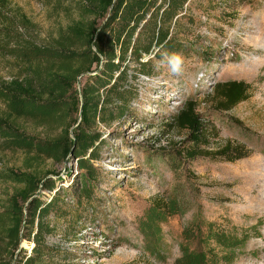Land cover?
<instances>
[{
	"label": "rangeland",
	"instance_id": "obj_1",
	"mask_svg": "<svg viewBox=\"0 0 264 264\" xmlns=\"http://www.w3.org/2000/svg\"><path fill=\"white\" fill-rule=\"evenodd\" d=\"M9 1L35 24L31 34L40 43L78 15L77 0H59V7ZM181 28L185 45L174 53L183 58L181 74L169 70L164 55L155 75L141 78L131 113L93 130L104 141L93 163L99 179L85 181L95 199L85 222L95 219V225L83 223L63 238L71 243L62 248L75 253L70 264H264V0H192ZM7 63L0 58V79L11 72ZM90 76L80 78L78 91ZM229 81L248 84L249 99L219 110L215 85ZM190 101L208 127L210 151L231 143L245 146L249 156L235 162L199 156L175 168V149L191 143L173 118ZM78 118L71 115L67 124ZM18 123L43 140L61 134L54 123ZM24 160L21 152H0V175L23 170ZM40 170L53 172L47 176L66 190V202L82 204L74 199L75 185L86 177L74 155L42 160ZM0 177L3 209L18 187Z\"/></svg>",
	"mask_w": 264,
	"mask_h": 264
},
{
	"label": "trees",
	"instance_id": "obj_2",
	"mask_svg": "<svg viewBox=\"0 0 264 264\" xmlns=\"http://www.w3.org/2000/svg\"><path fill=\"white\" fill-rule=\"evenodd\" d=\"M38 1L61 6L59 0ZM191 1L77 0V17L60 27L56 37L40 43L31 34L36 28L31 19L18 15L9 0H0V58L9 62L5 69L11 71L0 79V152L25 155L23 170L0 175L18 187L8 205L0 207V264H70L75 253L62 248L71 243L63 238L83 223L95 225V219L85 222L87 206L95 200L85 181L99 179L93 163L104 141L93 130L130 114L141 78L155 75L158 59L183 50L187 32L181 24ZM64 10L69 12V7ZM86 74L91 76L78 91L79 79ZM249 91L242 81L218 83L216 108L234 109L249 99ZM71 115L79 117L72 125L67 124ZM24 118L57 124L61 134L47 140L31 136L18 123ZM173 122L192 144L177 146L175 168L199 156L230 162L249 156L245 146L231 143L210 151L208 127L195 102L181 109ZM70 155L86 177L84 185H75L74 199L83 204L77 207L66 202V190L47 176L53 172L40 170L42 160L61 162ZM41 190L54 195L45 198Z\"/></svg>",
	"mask_w": 264,
	"mask_h": 264
},
{
	"label": "clouds",
	"instance_id": "obj_3",
	"mask_svg": "<svg viewBox=\"0 0 264 264\" xmlns=\"http://www.w3.org/2000/svg\"><path fill=\"white\" fill-rule=\"evenodd\" d=\"M166 62L169 70L176 75L181 74L183 70V58L179 54H171L166 56Z\"/></svg>",
	"mask_w": 264,
	"mask_h": 264
},
{
	"label": "water",
	"instance_id": "obj_4",
	"mask_svg": "<svg viewBox=\"0 0 264 264\" xmlns=\"http://www.w3.org/2000/svg\"><path fill=\"white\" fill-rule=\"evenodd\" d=\"M79 84H80V79H79Z\"/></svg>",
	"mask_w": 264,
	"mask_h": 264
}]
</instances>
